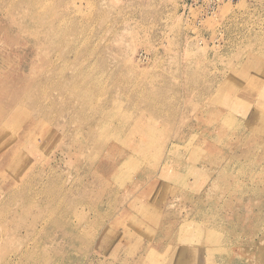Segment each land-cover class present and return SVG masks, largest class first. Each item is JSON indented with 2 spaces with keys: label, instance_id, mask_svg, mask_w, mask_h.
Segmentation results:
<instances>
[{
  "label": "rangeland",
  "instance_id": "obj_1",
  "mask_svg": "<svg viewBox=\"0 0 264 264\" xmlns=\"http://www.w3.org/2000/svg\"><path fill=\"white\" fill-rule=\"evenodd\" d=\"M228 1L0 0V264H222L264 237V0Z\"/></svg>",
  "mask_w": 264,
  "mask_h": 264
},
{
  "label": "bare ground",
  "instance_id": "obj_2",
  "mask_svg": "<svg viewBox=\"0 0 264 264\" xmlns=\"http://www.w3.org/2000/svg\"><path fill=\"white\" fill-rule=\"evenodd\" d=\"M230 1V0H229ZM228 1V2H229ZM222 2V1H221ZM224 5H225V7H226V2L224 3ZM227 5H228V3H227ZM213 6V5H212ZM224 9H225V7L224 6H222ZM234 7H235V5H234ZM220 8V7H219ZM227 8H231L230 7V2H229V5H228V7ZM238 8V7H237ZM203 10V9H202ZM221 10V9H220ZM224 11V10H223ZM226 11H228L229 12V9L228 10H226ZM221 14H223L222 13V10H221ZM225 15H226V13H225ZM222 16V15H221ZM222 19H223V16H222ZM231 27V26H230ZM229 38H230V36H229ZM204 51V50H203ZM237 52V51H236ZM235 52V53H236ZM234 54V53H233ZM236 55V54H235ZM256 69V68H255ZM260 72H262L261 70L260 71H258V72H256V73H254V76H253V79L254 80H257V77H258V74L260 73ZM253 73V72H252ZM252 78V77H251ZM239 88V87H238ZM241 89V88H240ZM199 94V93H198ZM208 107V106H207ZM221 118V117H220ZM220 120V119H219ZM100 131V134H97V135H99V137H101V138H103V132L104 131H101V130H99ZM204 133V132H203ZM108 137V136H107ZM104 139V138H103ZM110 139V138H109ZM114 139V138H113ZM115 139H117V138H115ZM107 141H108V139H106ZM126 140V139H125ZM104 141H105V139H104ZM106 141V142H107ZM113 142V141H112ZM130 142V141H129ZM117 143V142H116ZM119 144V143H118ZM129 145V144H128ZM139 145V144H138ZM130 146V145H129ZM139 146H141V145H139ZM112 147V146H111ZM121 148V147H120ZM137 148V147H136ZM112 150V149H111ZM122 150V149H121ZM105 153V152H104ZM123 153V152H122ZM132 153V152H131ZM145 153V152H144ZM144 153H142L143 155H144ZM108 154V153H107ZM141 154V155H142ZM121 155V154H120ZM124 155V154H123ZM139 155V154H138ZM146 155V154H145ZM162 155V154H161ZM98 156V155H97ZM108 155H106V157H107ZM110 156V155H109ZM205 156H207V155H205ZM104 157V156H103ZM105 157V158H106ZM137 157V156H136ZM159 157H161L160 155H159ZM158 158V157H157ZM111 159H113V157L111 158ZM155 159H156V157H155ZM212 159V158H211ZM216 159V158H215ZM114 160V159H113ZM117 160V159H116ZM124 160H126V158H123L122 160H121V162H119V165L117 166L116 165V167H118V170L116 169V167H115V169H116V173L114 174V177H117V175L118 174H120L121 172H123V171H125V169H123V165H121V164H123L124 163ZM210 160V159H209ZM217 160V159H216ZM99 161V160H98ZM118 161V160H117ZM212 162H214V161H212ZM165 163V162H164ZM146 164V163H145ZM218 165H219V163H217ZM113 165H114V163H113ZM111 166V165H110ZM156 166V165H155ZM221 166V165H220ZM222 169H223V167H221ZM97 169V168H96ZM113 170V169H112ZM114 171V170H113ZM118 171V172H117ZM217 171V173L219 174L220 173V175L222 174V176H224L225 175V173H224V171L223 170H216ZM112 173V172H111ZM105 175V174H104ZM107 175V174H106ZM110 175V174H109ZM172 176L175 178H178V174H177V172L176 173H172ZM182 177V176H181ZM12 179V181H11V184H12V182L13 181H16V182H18V179H14V177L13 178H11ZM182 178H180V180H181ZM22 182H23V180H21ZM25 181V180H24ZM27 182H28V180H27ZM48 182L49 183H46L45 185L43 184V190H45V192L47 193V195L49 196V197H51V199L50 200H52V201H54V202H56L54 205H56V209H57V211H58V213L60 214V210H61V205H62V203H61V198H60V196H61V190L63 189V186L61 185V184H58V183H54V181L53 180H51L49 177H48ZM63 184V183H62ZM0 187H2V184H0ZM3 189H20L19 188V186L18 185H15V186H9V185H5V186H3ZM137 192H138V190H137ZM243 192H244V190H243ZM135 194V193H134ZM134 194H133V197H134ZM136 194H138V193H136ZM39 192H36L32 197H30L29 199H28V197H29V195H27L26 197H25V199L27 200V204L28 205H31V204H36L37 203V201H38V197H39ZM45 195V194H44ZM68 197H69V195H67ZM126 196V195H125ZM127 196H128V193H127ZM142 197V196H141ZM72 198H73V196H72ZM67 200V199H66ZM120 200V199H119ZM132 200V199H131ZM131 203V202H130ZM127 204V203H126ZM118 205V204H117ZM121 205V204H120ZM128 205V204H127ZM149 205V204H148ZM203 208H205L204 206H203V204L201 203L200 204ZM133 207V206H132ZM153 207V206H152ZM37 208L38 209H40V210H42L43 209V206L41 205V204H39V203H37ZM96 208V207H95ZM130 208V207H129ZM95 210V209H94ZM145 210H147V209H145ZM144 210V211H145ZM151 210V209H150ZM156 210V209H155ZM67 211H71V207H69L67 210H66V212ZM73 211V210H72ZM143 211V210H142ZM143 211V212H144ZM6 212L7 213H9L10 214V217L12 218V219H16V215H18V214H23V215H26L27 213H28V208L26 207V206H23V204L22 205H20V206H16L15 207V209H13V208H7L6 209ZM114 212V211H113ZM165 212H166V210H165ZM135 213V212H134ZM150 213V212H149ZM155 213V212H154ZM155 216V215H154ZM7 217H9V215H4V217L3 218H7ZM151 217V216H150ZM155 218V217H154ZM60 215H58L57 216V220L58 221H60ZM121 219H123V218H121ZM61 222V221H60ZM134 223V222H133ZM137 223V222H136ZM161 223V222H160ZM138 224V223H137ZM164 224V223H163ZM162 224V225H163ZM136 227V226H135ZM154 227V226H153ZM160 227V226H159ZM263 227H264V225L262 226H260V231H261V235H263L264 234V229H263ZM87 228V227H86ZM235 228H236V230H237V225L235 224ZM82 228H77V229H75L74 231L75 232H80V233H84V234H88V230L87 231H85V230H81ZM92 230L93 229H91L90 230V233L92 232ZM188 230H190V229H188ZM109 232V231H108ZM95 233V232H94ZM99 233V232H98ZM101 233L103 234V237H104V234L106 233V231H105V229H103L102 231H101ZM79 235V234H78ZM94 236H96V234H93ZM186 236H187V233H186ZM234 236L238 239V240H240L239 239V234H238V230L237 231H235V233H234ZM241 238V237H240ZM219 239H221V237H219ZM241 242V245H242V247H243V250H244V252L246 253V257H245V254L242 252V250L241 249H239V248H236L235 246H234V244L233 243H228V255H230L231 256V260H228V261H222L221 259H222V254H220L219 252H217V251H209V254H210V258L211 259H213V262H219V261H221L222 262V264H264V237L263 238H261L260 240H258V241H256L255 240V238L254 237H248V239H247V241H244V242H242V241H240ZM98 243V242H97ZM104 244V243H103ZM216 245V237L214 236V235H211L209 238H207V239H205L204 240V244H203V253L202 254H204L205 253V248L206 249H208V248H210V247H213V246H215ZM52 247H54V246H56V248H57V250H60L62 247H60V246H58L57 245V243H54L53 245H51ZM157 248V247H156ZM37 249V254H36V258L38 257V254H39V249L40 248H29V247H26L25 249H23L22 250V256L23 257H26L27 256V258H33L32 256H28L30 253H32L33 251H35ZM162 249V248H161ZM208 253V252H207ZM207 255V254H206ZM205 255V256H206ZM199 256H201V252H200V255ZM198 256V257H199ZM93 257V256H92ZM60 258V256H58V255H55V256H53V258H52V260H53V262H58L59 259ZM201 258H202V256H201ZM244 259H246V261L244 260ZM90 260H92V259H90ZM93 261V260H92ZM197 261V260H196ZM200 261V260H199ZM90 262V261H89ZM182 262V261H181ZM58 263H60V261L58 262ZM204 263V261H203V259L201 260V264H203ZM196 264V263H195Z\"/></svg>",
  "mask_w": 264,
  "mask_h": 264
}]
</instances>
